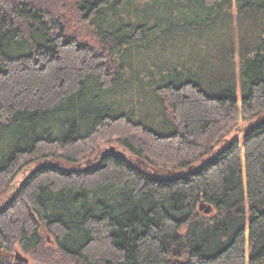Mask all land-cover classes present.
Here are the masks:
<instances>
[{"label": "trees", "instance_id": "obj_1", "mask_svg": "<svg viewBox=\"0 0 264 264\" xmlns=\"http://www.w3.org/2000/svg\"><path fill=\"white\" fill-rule=\"evenodd\" d=\"M2 251L264 264V0H0Z\"/></svg>", "mask_w": 264, "mask_h": 264}, {"label": "rangeland", "instance_id": "obj_2", "mask_svg": "<svg viewBox=\"0 0 264 264\" xmlns=\"http://www.w3.org/2000/svg\"><path fill=\"white\" fill-rule=\"evenodd\" d=\"M90 38L91 39H89V40H91L92 43L94 44V39L92 37H90ZM178 47H180V45H178ZM214 53L218 54V50L215 47L214 48L211 47V48H209V49H207L205 51L204 50L201 51L200 45H198V47L195 50H192L190 52H186L185 50H183V55L186 57V59L188 57L192 58V57H199L200 56L202 59L207 58L208 60L214 61L212 59V56H213L212 54H214ZM152 55H154V53ZM147 59H150L151 61L154 60L156 62L158 60L161 61V59H162V62L164 64H167V65L176 64V62L174 61V58H173V52L171 51V47H169L168 52L166 54L158 52V53L155 54V57L152 58L153 60L150 57L147 58ZM147 59L143 60V58H142L141 61H140L141 64H142V67H144V68L149 65V64L147 65V63H148ZM237 59H238V57H236L235 60L237 61ZM138 66H140L139 63H138ZM157 67L163 69V68H166L167 66H165L163 64H159V65H157ZM210 79L216 80L215 77H210ZM237 98H238V106H240V99L241 98H240V92L239 91L237 93ZM239 121L240 122H239L238 126L236 127V129L229 135V139L231 137H234V136H237L240 139V143H241L240 144V147H241L240 154L242 155V160L241 161H242V166H243L242 170H243V177H244V154H243V143H242V140H241V134H242L241 130L244 127L248 126V121L242 120L241 118H240ZM107 152L115 153L117 155L119 154V155H121V156H123L125 158L130 157V154H128V152L124 148H122L121 145L118 142L115 141V139H113L111 141H108V140L101 141L98 144V146H97V152L95 153V155L91 156L88 159L89 160H93L94 158H96V155H99L101 153H107ZM129 159H132V157H130ZM85 162H87V161H85ZM85 162L83 163L84 167H85ZM28 173H29L28 171H23L22 173L18 174V177L15 179V182L13 183V186H12L13 189H14V186H17L18 184H20L28 176ZM49 244L52 245L51 242ZM21 254H23L28 259V263L27 264H33L30 256H28L27 254L23 253L22 251H21ZM39 257H41V255ZM12 261H14V259H12Z\"/></svg>", "mask_w": 264, "mask_h": 264}, {"label": "water", "instance_id": "obj_3", "mask_svg": "<svg viewBox=\"0 0 264 264\" xmlns=\"http://www.w3.org/2000/svg\"><path fill=\"white\" fill-rule=\"evenodd\" d=\"M199 210H203V212H205L206 214H209L210 210H211V206H205L204 204H200ZM40 231L46 235V241L50 243V238L47 235V232L45 231V229L41 228ZM1 258L2 259L13 258L15 262H18V263H21V264L22 263L23 264H27L28 263V259L23 254L19 253L18 251H14V252H10V253H7L6 251H2Z\"/></svg>", "mask_w": 264, "mask_h": 264}]
</instances>
